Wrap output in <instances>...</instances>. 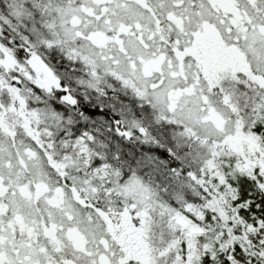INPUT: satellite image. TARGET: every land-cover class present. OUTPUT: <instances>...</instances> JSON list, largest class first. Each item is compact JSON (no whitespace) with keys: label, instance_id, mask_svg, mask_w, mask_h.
Returning <instances> with one entry per match:
<instances>
[{"label":"snow or ice","instance_id":"1","mask_svg":"<svg viewBox=\"0 0 264 264\" xmlns=\"http://www.w3.org/2000/svg\"><path fill=\"white\" fill-rule=\"evenodd\" d=\"M0 264H264V0H0Z\"/></svg>","mask_w":264,"mask_h":264}]
</instances>
